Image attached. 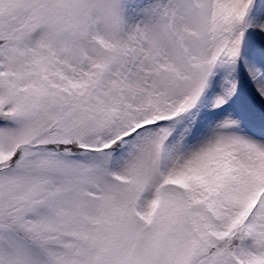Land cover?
Returning a JSON list of instances; mask_svg holds the SVG:
<instances>
[{
  "label": "snow or ice",
  "instance_id": "1",
  "mask_svg": "<svg viewBox=\"0 0 264 264\" xmlns=\"http://www.w3.org/2000/svg\"><path fill=\"white\" fill-rule=\"evenodd\" d=\"M0 264H264V0H0Z\"/></svg>",
  "mask_w": 264,
  "mask_h": 264
}]
</instances>
